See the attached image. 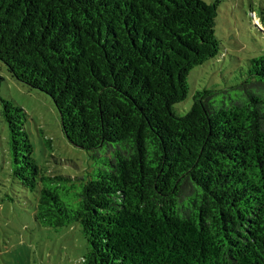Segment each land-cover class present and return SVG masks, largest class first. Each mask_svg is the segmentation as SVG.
Returning <instances> with one entry per match:
<instances>
[{
  "label": "trees",
  "instance_id": "16d2710c",
  "mask_svg": "<svg viewBox=\"0 0 264 264\" xmlns=\"http://www.w3.org/2000/svg\"><path fill=\"white\" fill-rule=\"evenodd\" d=\"M217 6L0 0V61L51 97L95 164L78 188L43 174L25 110L1 98L12 175L37 194L39 224H79V264H264V53L175 109L190 70L220 50Z\"/></svg>",
  "mask_w": 264,
  "mask_h": 264
},
{
  "label": "rangeland",
  "instance_id": "374dc122",
  "mask_svg": "<svg viewBox=\"0 0 264 264\" xmlns=\"http://www.w3.org/2000/svg\"><path fill=\"white\" fill-rule=\"evenodd\" d=\"M215 34L220 50L190 70L187 96L175 104L178 113L190 108L196 89L237 82L247 60L264 53V0H218ZM0 76V264H79L88 249L79 224L61 228L39 224L34 219L37 194L22 187L12 175L9 130L1 114V98L25 110L33 158L43 174L75 178L72 181L77 187L95 164L88 151L65 137L49 95L16 81L2 61Z\"/></svg>",
  "mask_w": 264,
  "mask_h": 264
}]
</instances>
